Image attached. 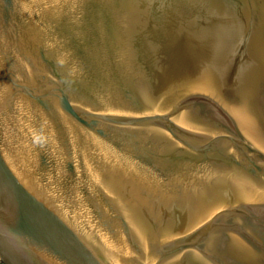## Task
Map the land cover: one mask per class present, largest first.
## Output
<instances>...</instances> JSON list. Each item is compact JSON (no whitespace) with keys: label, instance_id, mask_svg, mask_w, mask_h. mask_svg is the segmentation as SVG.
Returning a JSON list of instances; mask_svg holds the SVG:
<instances>
[{"label":"water","instance_id":"1","mask_svg":"<svg viewBox=\"0 0 264 264\" xmlns=\"http://www.w3.org/2000/svg\"><path fill=\"white\" fill-rule=\"evenodd\" d=\"M0 264H264V0H0Z\"/></svg>","mask_w":264,"mask_h":264},{"label":"clouds","instance_id":"2","mask_svg":"<svg viewBox=\"0 0 264 264\" xmlns=\"http://www.w3.org/2000/svg\"><path fill=\"white\" fill-rule=\"evenodd\" d=\"M48 142L49 137L43 131V126H41V130L33 134V143L34 145L43 148L48 144Z\"/></svg>","mask_w":264,"mask_h":264}]
</instances>
